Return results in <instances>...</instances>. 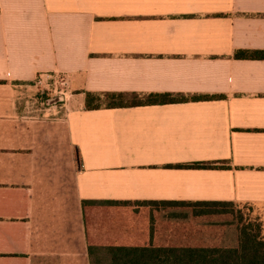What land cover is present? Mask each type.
Returning a JSON list of instances; mask_svg holds the SVG:
<instances>
[{"label":"crops","instance_id":"crops-1","mask_svg":"<svg viewBox=\"0 0 264 264\" xmlns=\"http://www.w3.org/2000/svg\"><path fill=\"white\" fill-rule=\"evenodd\" d=\"M240 52L264 53V0H0V264H90L119 201L264 213V57ZM38 76L64 82L53 117L20 101Z\"/></svg>","mask_w":264,"mask_h":264},{"label":"trees","instance_id":"trees-1","mask_svg":"<svg viewBox=\"0 0 264 264\" xmlns=\"http://www.w3.org/2000/svg\"><path fill=\"white\" fill-rule=\"evenodd\" d=\"M264 57V53H237ZM170 93L84 92V108L187 100ZM193 99V98H192ZM196 168L219 165L195 163ZM231 201H119L109 213L107 243L90 264H264L258 216ZM90 250V248H89ZM90 254H92L90 252ZM92 256V255H91Z\"/></svg>","mask_w":264,"mask_h":264},{"label":"rangeland","instance_id":"rangeland-1","mask_svg":"<svg viewBox=\"0 0 264 264\" xmlns=\"http://www.w3.org/2000/svg\"><path fill=\"white\" fill-rule=\"evenodd\" d=\"M44 79L45 82L42 85H34L33 83L18 88V91L20 92L19 97L28 114L36 113L41 117L44 114H47V117H53L54 113L47 109L50 107L57 108L64 103L65 100L62 93L63 86L58 85L56 87L55 85H52L53 77H44ZM248 215L250 218L255 216L259 217L262 225V234L264 236V213L252 212L248 213Z\"/></svg>","mask_w":264,"mask_h":264},{"label":"built area","instance_id":"built-area-1","mask_svg":"<svg viewBox=\"0 0 264 264\" xmlns=\"http://www.w3.org/2000/svg\"><path fill=\"white\" fill-rule=\"evenodd\" d=\"M44 82H45V79L43 77H41V76H38L33 81L34 85H42ZM52 85H55L57 87L58 85H64V82L62 80L58 79V78H54L53 81H52Z\"/></svg>","mask_w":264,"mask_h":264}]
</instances>
